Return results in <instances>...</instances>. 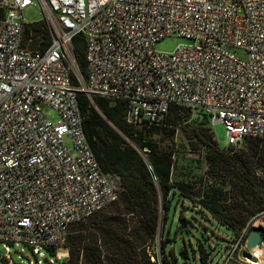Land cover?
<instances>
[{"label":"built area","instance_id":"built-area-1","mask_svg":"<svg viewBox=\"0 0 264 264\" xmlns=\"http://www.w3.org/2000/svg\"><path fill=\"white\" fill-rule=\"evenodd\" d=\"M32 3L49 31L44 50L22 45L20 12ZM77 34L86 71L74 83ZM167 35L188 43L156 51ZM78 93L94 106L97 96L125 100L128 121L155 122L174 104L201 110L223 126L226 145L261 137L264 0H0V244L7 264L10 246L44 258L42 249L62 247L71 223L117 198V177L101 170L86 139ZM252 226L247 221L234 236L222 264H264V225L255 249L244 243Z\"/></svg>","mask_w":264,"mask_h":264},{"label":"trees","instance_id":"trees-1","mask_svg":"<svg viewBox=\"0 0 264 264\" xmlns=\"http://www.w3.org/2000/svg\"><path fill=\"white\" fill-rule=\"evenodd\" d=\"M49 42L50 35L44 20L24 24L23 46L44 50ZM72 50L76 66L70 76L76 83L77 74L85 75L86 71L82 34L72 38ZM93 101L95 106L85 94L78 93V108L86 139L101 170L117 177V198L68 226L62 245L67 257L60 264H159L157 255L147 250L157 231L159 209L164 226H168V232L160 237L161 262L170 264L168 258L172 255L173 246L166 252L164 250L166 244L174 241L169 225H175V233L177 227L181 228L177 225L180 217L187 219L178 213L174 220L175 202L179 198L189 201L194 207H203L234 236L249 217L264 212V164H254L256 160H264V135L245 138L243 141L248 142L246 149L238 148L240 143L220 147L211 131L208 115L201 110L170 105L157 121L150 123L144 119L128 121L125 100L97 96ZM192 111H196L199 118L197 122L192 120L189 132L185 131L186 137L193 149L202 148L203 158L212 174L227 179L232 202L227 203L219 194L198 196L191 184L173 180V150L150 139L160 132L172 139L175 128L188 125L185 121L192 119ZM123 136L133 145L127 143ZM257 170L263 175H256ZM106 208L107 212L100 215ZM197 248L200 262L207 264L210 252L200 242ZM45 249L55 256V248ZM187 250L183 240L177 253L188 259ZM1 264H7L3 256ZM46 264L52 263L46 259Z\"/></svg>","mask_w":264,"mask_h":264},{"label":"rangeland","instance_id":"rangeland-1","mask_svg":"<svg viewBox=\"0 0 264 264\" xmlns=\"http://www.w3.org/2000/svg\"><path fill=\"white\" fill-rule=\"evenodd\" d=\"M20 14L22 19L26 22H33L43 18V13L37 3H32L24 7ZM186 43H188V41L184 38L176 37L175 35H167L155 43L154 49L159 52L167 53L172 51L177 45ZM233 52L238 54L242 53L239 49H236ZM45 114L52 121L58 119V114L51 109H45ZM195 114L196 111H192V119L189 118L185 121L188 125L174 129V136L172 139L169 136L166 137V135L161 132L152 135L150 139L155 140L162 145L169 146L173 150V166L171 170V178L173 180H180L191 184L192 186H190L193 187L198 196L204 195L205 193L214 194L215 196L219 194L221 198H224L227 201V203L232 202L233 197L230 195L231 193L227 179L212 174V171L208 169L203 158L202 148L193 149V145L190 144L188 137H186V132H189L190 129L189 125L193 123L192 120H194V122L198 121L199 117ZM209 125L218 145L220 147L225 146L226 132L223 126L220 123L212 122H209ZM123 137L126 139L127 143L132 144L127 137ZM67 144H69L68 141ZM247 145L248 142L243 141L237 147L246 149ZM254 164L263 165L264 160H256ZM103 211L107 212V208L101 210L100 215H102ZM178 213H180V215L184 214L187 219H182L180 217L177 221V225H180L181 228L179 229L176 226L175 233H173V227L175 225H169V231L171 232L170 235L174 236V241L166 244L164 250L166 252L172 248L171 246H173L172 255H169L168 258L170 264H202L199 260L200 251L197 248L199 242L208 252H210V257L209 255L207 256V264H222L227 257L226 248L234 238L233 232L216 221L203 207H194L189 201H185L181 198L177 199L175 202L174 220H176ZM249 220L253 223L252 228H257L261 231L262 226L264 225V212L249 217L247 221ZM166 232H168V226H164L162 221V211L159 209L157 231L154 239L147 246L148 252H154L157 255L159 264H162L160 237ZM183 240L188 249V259H183L177 253ZM41 251L44 258L36 254L34 255L32 250L26 245H12L10 246V259L13 264H29V262H31V264H37V259L40 260V263L38 264H46V259H51L52 264H60V261L67 257V251L62 247L54 250L56 256L51 254L45 248ZM4 253H6V251L0 244V264ZM151 260H154V258L152 257ZM226 264L236 263L234 260L230 259Z\"/></svg>","mask_w":264,"mask_h":264},{"label":"water","instance_id":"water-1","mask_svg":"<svg viewBox=\"0 0 264 264\" xmlns=\"http://www.w3.org/2000/svg\"><path fill=\"white\" fill-rule=\"evenodd\" d=\"M261 240V231L257 228H251L250 232L246 235L245 238V246L247 249L253 250L255 249ZM264 254V248L261 249ZM241 255L244 257H248L251 260H255V257L250 256L247 250H242Z\"/></svg>","mask_w":264,"mask_h":264}]
</instances>
